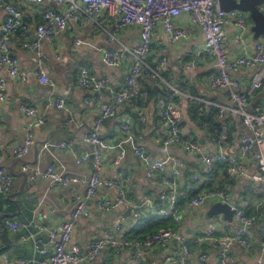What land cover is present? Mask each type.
I'll use <instances>...</instances> for the list:
<instances>
[{"label":"crops","instance_id":"crops-1","mask_svg":"<svg viewBox=\"0 0 264 264\" xmlns=\"http://www.w3.org/2000/svg\"><path fill=\"white\" fill-rule=\"evenodd\" d=\"M8 1L18 5L28 28L25 36L16 32L10 38L12 53L19 62V74L13 76L6 68L2 69V75L6 80V95L0 100V142L4 143L5 148L0 165L13 176V181L8 192H0V212L6 219L19 222L20 225L15 229H10L7 225L3 228L0 264H34L33 258L44 256L35 252L31 234L44 239L48 235L45 230H39L33 225L34 221L59 231L66 221L72 220L74 226L68 246L76 245L82 250L100 237L105 230L115 231L119 224L122 225L123 236L127 238L135 239L149 233V228L157 224L159 217L164 216L153 214L150 208L145 207L142 208L144 211L142 220L130 226L132 215L126 213L129 208L118 206L106 210L97 206L99 201L113 200L116 197V192L112 189H100L95 196L85 198V185L78 182L71 181L66 186L49 187L47 179L31 180L28 176L36 165L46 167L54 164L57 170L64 168L70 175L89 177L94 168L92 157L83 163L75 160V156L91 150V145L82 139L83 133L93 126L100 104L112 97L111 89L119 90L124 85L125 75L132 62L131 55L127 53L120 66L106 65L102 61V52L104 49L119 50L122 47L121 43L133 47L139 41L138 26L120 29L119 41H116L110 40L107 33L112 31L111 24L105 23V31L83 18L81 21L71 22L67 29L58 33L52 41L40 38V49L45 56L44 65L49 75V81L43 83L37 72L35 53L26 48L23 41L26 37L31 40L38 38L36 28L44 21L43 11L46 8L62 10L63 5L52 1L44 4L26 0ZM5 17L6 12L1 8L0 24ZM177 22L187 25L189 16L183 14ZM252 25L251 20L249 30L238 42H235V36L239 33L236 26L233 23L225 26L226 51L230 58L241 53L254 52L257 40L264 35L256 38ZM191 28L193 31L191 37L170 44L167 46L168 50L163 52L165 36L161 26H157L149 60L155 62L165 56L167 60L163 72L172 73L175 83L182 89L218 103H230L225 88L213 87L210 84L208 73L213 69V61L206 57L195 60L194 53L203 44L204 35L196 26L192 25ZM193 60L196 64L189 66ZM82 67H87L98 77L107 78L111 88L94 91L88 87L78 86L76 78ZM257 69L259 66L256 64L231 71V74L239 79L242 91L250 88ZM140 86L150 92L148 99L138 100V105L142 106L147 115V121L144 124L138 123L134 107L129 102L121 106L116 116L105 120L102 127L106 139L103 150L104 174L110 177L131 175L132 181L127 188L128 197L135 202H141L144 195H149L155 206L167 205L166 200L161 199L159 194L169 179H175L180 191L185 190L188 196H195L201 191L215 187L226 189L230 194L229 203L232 206L240 207L246 214L256 216L253 245L249 248L235 245L232 249L234 262L258 264L261 260L264 264V254L260 250L264 242V201L261 198L260 183L252 179V175L257 171L253 158L248 156L246 159V174L227 172V163L222 161L215 164L213 171L208 172L197 155L188 153L176 145L163 149L156 141L157 137L165 134V129L155 98L158 95H166V90L145 75L140 79ZM59 97L66 99L63 107H45L46 102L55 101ZM263 101L264 81L249 95L246 108L255 111ZM24 103L37 107L45 118L44 122L34 124L36 143L23 158H18L13 153V146L22 142L27 124L34 120L33 116L23 112ZM178 106L182 114L180 121L182 133L189 134L198 141L205 153L217 151L215 141L217 137L224 139L223 147L227 154H236L239 151L241 134L245 130L241 116L232 112H225L220 116L217 114V108L209 105L205 106L204 112L201 113L196 104L186 98H182ZM123 112L135 118L130 138H125L117 130V121ZM45 141H67L70 145L68 148L48 151L42 148ZM139 146L163 161L166 171L157 172L154 178L147 177L141 158L133 153L134 148ZM121 149L125 150V155L117 163L115 158ZM176 158H180L182 163H177ZM23 171L27 172L26 180L23 175H17ZM195 174L199 177L195 178ZM83 197L91 212L90 215L72 218L73 210ZM179 201L182 209H185L186 200ZM213 203L215 201L210 200L198 207H188L184 210L181 220H174V227L187 236L189 246L193 250L194 255L189 264H220L218 251L204 236L209 229H213L215 234L221 236L231 234L237 227L238 222L234 215L231 221L224 218L222 212L207 216V211ZM199 237L200 240L197 239ZM177 250L175 242L167 246L157 245L151 249L136 250L133 247H126L119 252L105 247L94 262L81 264H139L140 255L148 261H153V264H171ZM200 254H206V258L199 260ZM20 259H23L24 263Z\"/></svg>","mask_w":264,"mask_h":264},{"label":"built area","instance_id":"built-area-1","mask_svg":"<svg viewBox=\"0 0 264 264\" xmlns=\"http://www.w3.org/2000/svg\"><path fill=\"white\" fill-rule=\"evenodd\" d=\"M36 4H44L52 1L63 5L62 10L48 7L43 11L44 21L37 28V39L23 41V45L35 53L38 65V74L41 82L47 83L49 75L44 65L45 56L41 51L39 39L52 41L58 33L65 31L71 22H78L86 18L96 27L106 31L105 23L112 25V31H107L110 40L119 41L115 32L127 26H138L139 41L133 47L121 43L122 47L116 49H104L102 61L106 65L120 66L124 57L129 53L132 62L125 75L124 85L119 90H113L112 97L99 106V112L94 118L93 126L83 133L82 139L91 145L89 152H84L75 156L78 163L85 162L89 157L93 160V171L88 178L68 174L64 168L57 170L54 164L46 167L36 165L28 174L31 180L44 178L48 180L49 187L66 186L71 181L85 185V198H91L100 189H112L116 192L113 200L107 199L97 203L101 209H111L118 206H125L130 209L132 219L130 226L136 225L142 220L144 211L142 208H150V212L161 216H171L175 221L183 218L186 208L198 207L207 201L229 202L230 194L226 189L215 187L199 192L195 196H188V193L180 191L178 182L175 179L166 180V184L160 190V198L166 200L167 205L155 206L153 199L149 195H144L141 202H135L127 195V188L132 181V176L115 175L113 177L104 174L103 150L106 146V139L102 133V127L107 118L117 115L121 106L129 102L134 107L138 123H146L147 115L138 105L140 98L148 99L150 92L146 88H141L140 79L147 76L152 82L161 84L166 95H158L155 102L159 108L161 123L165 129V134L157 137L156 141L163 149L176 145L188 153L197 155L205 165L208 172L213 171L215 164L222 161L227 163V172L232 174H246V159L251 156L256 163L257 171L252 175V179L260 183L261 198L264 201V101L255 111L246 108L249 95L264 81V36L260 37L255 45L253 53H241L232 58L228 56L225 44V26L233 23L239 30L235 36V42L241 41L244 34L251 26V18L248 12L239 9L224 10L219 5V0H26ZM261 9L264 11V4ZM6 12L5 20L0 24V100L6 95V80L2 75V69L13 76L19 74V62L12 53L10 38L11 35L20 32L25 36L27 23L23 19L22 12L13 1L0 0V9ZM183 14L189 16V25L179 24L178 18ZM196 26L204 35L203 44L195 51V60L210 58L213 61V69L209 71V81L213 87L225 88L228 92L230 103H218L203 96L192 94L182 89L177 83L172 73H164L163 67L166 57L151 62L149 55L152 50L154 32L157 26H161L165 36V44L162 51L166 52L170 44L187 39L193 35L191 26ZM191 61L189 66L196 64ZM258 65L250 88L247 91L240 89V81L231 74V71L240 67H251ZM76 84L80 87H88L91 90L99 91L104 88H111L108 79L98 77L87 67H82L77 75ZM186 98L194 102L203 113L205 106L217 108L220 116L225 112L238 114L242 118L245 130L241 134L239 151L236 154H227L223 147L224 139L215 138L218 149L214 153H205L198 141L189 134L181 131V110L178 102ZM66 99L59 97L55 101L49 100L45 107L55 106L61 108L65 105ZM25 114L34 117L25 128V136L22 142L13 146V153L18 158H23L30 148L36 143L34 134V124L44 122L45 116L40 114L39 109L28 103L22 105ZM117 121V130L125 138L132 135V127L135 118L123 112ZM69 142L45 141L42 148L48 151L53 149L68 148ZM4 143L0 142V160L3 157ZM133 153L139 156L143 162L146 176L154 178L157 172L164 173L166 166L160 159L145 152L140 146L135 147ZM125 155V150L121 149L115 162L119 163ZM175 161L182 163L180 158ZM195 178L199 175L195 174ZM13 176L0 165V192L6 193L11 189ZM78 197V196H77ZM85 198H81L78 205L72 212V218L80 215L89 216L90 210L87 208ZM185 199L186 207L182 209L179 204ZM234 208V216L238 222L235 230L228 235H217L213 229H209L204 238L209 239L213 247L218 251L220 264H236L233 260L232 249L235 245L249 248L254 242L255 215H248L237 206ZM39 230H45L48 237L46 239L33 237V247L36 253L43 257L33 258L34 264H81L94 262L105 247H110L115 252L126 247H133L136 250L151 249L157 245L167 246L171 242L177 244V254L172 257L171 264H189L193 258V250L189 246V239L176 227L164 228L154 231L142 238H127L123 236L122 225L119 224L115 231L105 230L104 233L91 242L82 250L76 245L68 246L72 236L74 223L72 220L66 221L58 231L55 228H47L39 222H32ZM6 225L10 229L17 228L20 223L6 219L0 212V240L3 235V228ZM198 240L201 237L197 238ZM261 252L264 254V242L261 244ZM139 264H153L140 255ZM206 254L198 255L199 260H204ZM24 263L23 259H20ZM258 264H263L261 260Z\"/></svg>","mask_w":264,"mask_h":264},{"label":"water","instance_id":"water-1","mask_svg":"<svg viewBox=\"0 0 264 264\" xmlns=\"http://www.w3.org/2000/svg\"><path fill=\"white\" fill-rule=\"evenodd\" d=\"M262 4H264V0H219V5L224 10L239 9L248 12L253 21L252 30L254 31V36L256 38L260 35H264V11L260 7ZM17 175H23L24 180L27 178L26 171ZM234 211V208H232V205L229 202L216 201L208 209L207 216L217 215L222 212L224 218L231 221ZM126 213H130V210L127 209ZM10 215L11 214H6V216Z\"/></svg>","mask_w":264,"mask_h":264},{"label":"trees","instance_id":"trees-1","mask_svg":"<svg viewBox=\"0 0 264 264\" xmlns=\"http://www.w3.org/2000/svg\"><path fill=\"white\" fill-rule=\"evenodd\" d=\"M157 221H158L157 224H155L149 228V233H147L145 235H140L137 238H142V237L148 236L151 233H153L154 231H157L160 229L172 228L175 226L174 219L171 216H164L163 218L159 217Z\"/></svg>","mask_w":264,"mask_h":264},{"label":"rangeland","instance_id":"rangeland-1","mask_svg":"<svg viewBox=\"0 0 264 264\" xmlns=\"http://www.w3.org/2000/svg\"><path fill=\"white\" fill-rule=\"evenodd\" d=\"M102 30V29H101ZM112 30V29H111ZM116 36L118 37L119 36V31L115 32Z\"/></svg>","mask_w":264,"mask_h":264},{"label":"bare ground","instance_id":"bare-ground-1","mask_svg":"<svg viewBox=\"0 0 264 264\" xmlns=\"http://www.w3.org/2000/svg\"><path fill=\"white\" fill-rule=\"evenodd\" d=\"M130 248V247H129Z\"/></svg>","mask_w":264,"mask_h":264}]
</instances>
